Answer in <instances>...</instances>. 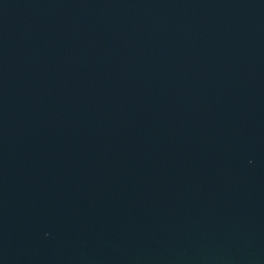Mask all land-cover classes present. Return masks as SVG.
<instances>
[{"label": "water", "instance_id": "95a60500", "mask_svg": "<svg viewBox=\"0 0 264 264\" xmlns=\"http://www.w3.org/2000/svg\"><path fill=\"white\" fill-rule=\"evenodd\" d=\"M0 264H264V0H0Z\"/></svg>", "mask_w": 264, "mask_h": 264}]
</instances>
